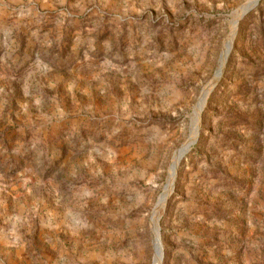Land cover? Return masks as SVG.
Here are the masks:
<instances>
[{"label":"rangeland","instance_id":"374dc122","mask_svg":"<svg viewBox=\"0 0 264 264\" xmlns=\"http://www.w3.org/2000/svg\"><path fill=\"white\" fill-rule=\"evenodd\" d=\"M246 2L0 0V264H264V0L222 61Z\"/></svg>","mask_w":264,"mask_h":264},{"label":"bare ground","instance_id":"6f19581e","mask_svg":"<svg viewBox=\"0 0 264 264\" xmlns=\"http://www.w3.org/2000/svg\"><path fill=\"white\" fill-rule=\"evenodd\" d=\"M257 1L258 0H247L246 4L243 5L244 7L239 11V13H237V17L235 18V21H234L233 26H232V34H230V36H229V38L227 39V42H226L225 52H224L223 59H222L223 66L226 63L228 54H229V52L231 50L232 40H233V36H234V31L233 30L236 27L237 22L239 21L241 15L243 13H245L247 10L252 9L256 5ZM214 85H215V82L212 81L204 89L202 98L199 101V107H198V109L196 111V115H195V126H194V129H193V132H192L191 139L186 143L185 147H183L178 152V154L176 156V159L174 160L175 162H174V165H173V168H172V171H171V175H172L171 176V183H170L171 184V187H170L171 190H172V184H173V182L175 180V177H176V169H177L178 163H179L180 159L183 157V155H185V153L189 150V148L194 144V142H195V140H196V138L198 136L197 134H199V126H200V123H201V113H202V111H203V109L205 107L207 95L211 91V89L214 87ZM166 199H167V195H165L162 198V201L159 204V207L158 208H160L161 206H163L165 204ZM154 238H155L156 246L159 247V256H161L160 259H162L163 251H162V245H161L160 237L157 238V240H156V236L154 235Z\"/></svg>","mask_w":264,"mask_h":264},{"label":"water","instance_id":"95a60500","mask_svg":"<svg viewBox=\"0 0 264 264\" xmlns=\"http://www.w3.org/2000/svg\"><path fill=\"white\" fill-rule=\"evenodd\" d=\"M258 2H259V0L257 1V3H256V5L258 4ZM244 6L242 5L239 9H238V13H239V11L243 8ZM251 10V9H250ZM250 10H247L245 13H243L242 15H241V17L240 18H242L245 14H247ZM225 65V64H224ZM222 72H223V68L222 69H220L218 72H217V74H216V80H218L220 77H221V75H222ZM199 135V134H198ZM186 145V144H185ZM185 145L183 146V147H185ZM182 147V148H183ZM173 185V184H172ZM163 257V256H162ZM162 260V259H161Z\"/></svg>","mask_w":264,"mask_h":264}]
</instances>
